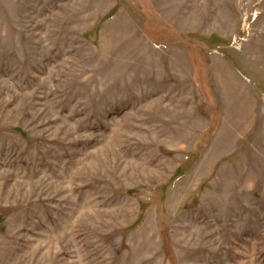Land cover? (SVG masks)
I'll list each match as a JSON object with an SVG mask.
<instances>
[{"label":"rangeland","instance_id":"374dc122","mask_svg":"<svg viewBox=\"0 0 264 264\" xmlns=\"http://www.w3.org/2000/svg\"><path fill=\"white\" fill-rule=\"evenodd\" d=\"M0 264H264V0H0Z\"/></svg>","mask_w":264,"mask_h":264}]
</instances>
